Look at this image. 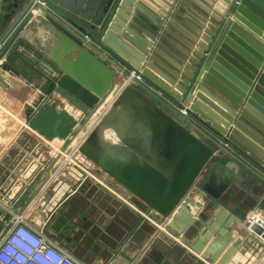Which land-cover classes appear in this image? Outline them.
Instances as JSON below:
<instances>
[{
    "label": "crops",
    "instance_id": "0c3cea01",
    "mask_svg": "<svg viewBox=\"0 0 264 264\" xmlns=\"http://www.w3.org/2000/svg\"><path fill=\"white\" fill-rule=\"evenodd\" d=\"M98 1L102 3L99 10L103 14L106 0ZM4 2L0 0V14L5 13L7 3ZM91 3V0H44L45 7L68 24L72 22L61 13L63 8L74 15L81 12L92 15L95 8ZM119 3L123 7L120 11L127 14L126 0ZM160 7L159 16L164 17L162 13L169 5L164 3ZM16 39L0 60V210L4 212L0 215V233L20 216L80 264H195L196 258L202 264H264L262 245L244 229L245 218L250 213L264 218V181L261 179H264V124L245 109V103L236 104L234 100L238 98L225 89L227 95L221 96L222 99L216 92L210 98H202L201 94L194 97L192 112L208 119L234 145L226 147V137L222 139L210 132L214 128L197 127L237 159L225 155L220 148L215 152L187 196L194 205L190 204L186 212L196 222L186 233L177 236L157 224L150 216L152 210L148 212L135 194L79 152L86 141L92 143L99 139L98 147H94L97 154L102 155L105 149L115 153L128 150L134 157L144 154L153 165L154 144L137 145L142 138L132 129L139 118H132L120 105L109 123L96 132L100 120L116 105V87L113 86L96 113L72 137L84 123L87 112L63 92L50 88V69L45 61L78 66L80 48L76 49L75 42L40 11ZM145 70L151 72L149 78L143 75L146 86H153L150 88L163 100L169 95L166 88L174 95L162 83L163 68L149 61ZM151 70L156 73L154 77ZM131 82H124L125 86L119 83L117 87L121 85L124 90ZM135 85L134 82L129 87L138 91ZM142 92L143 98L172 114L153 96ZM252 98L256 102L252 106L264 115V89L259 87ZM201 100L206 102V107L200 109L197 105ZM122 126L126 138L119 134L118 127ZM203 139L213 145L207 138ZM235 146L239 150L233 149ZM219 164L230 180L217 200L201 188ZM96 170L101 173L97 175ZM183 206L182 203L180 207ZM219 208L213 226L206 229L199 242L201 254L215 253L213 261L209 254L204 258L194 252L189 243Z\"/></svg>",
    "mask_w": 264,
    "mask_h": 264
},
{
    "label": "water",
    "instance_id": "95a60500",
    "mask_svg": "<svg viewBox=\"0 0 264 264\" xmlns=\"http://www.w3.org/2000/svg\"><path fill=\"white\" fill-rule=\"evenodd\" d=\"M116 1L106 0V5L103 9L104 16L99 22L100 30L104 29L107 25ZM246 1L242 0V3L245 4ZM254 2L264 9V0H254ZM4 3L7 4L4 10L5 13L0 14V47L2 45H5V47L0 51V60L17 40L16 38L29 23L30 19L38 11L42 12L51 22L57 24L75 42L73 46L76 49L80 48L78 66L68 65L66 63L62 65L56 61L55 64L45 61V64L50 69V73L48 74L51 79L50 88L63 92L68 99L76 104L82 105L83 110L87 112V116L83 121L84 123L72 134V137H75L92 115L96 113L99 106H101L100 104L114 88V72L119 71L127 76H129V73L101 49L97 48L87 37L80 34L73 25L61 21L45 7L44 0H11V3L10 0H5ZM21 5H24V7L19 10ZM252 10L254 9L252 8ZM238 12H243L241 7L238 8ZM13 14H16V16L12 19ZM261 17L264 19V13H262ZM259 26L260 28H264V25ZM3 28L4 30L1 32ZM229 29L226 34L230 37L233 34L232 30L238 29L252 38L238 23H231ZM258 35L260 36L259 33ZM229 36L224 38L225 42L217 49L213 61H210L208 72L216 80H219L221 84L229 88L240 100L246 99L245 109L264 124V115L252 106V104L256 103L252 97L256 96L258 87L260 86L264 89V71L263 73L259 72L258 69L262 67L259 62L256 64L257 67L248 73L247 66L239 64L241 61L239 57H225L228 58L230 63L239 64L238 66L242 71H246L249 74L248 79L244 78L227 61L225 62L222 56L228 55L226 52L227 46L231 43ZM218 65L223 68H220ZM2 67L6 69V66L2 65ZM224 67L229 72H235V75L242 79L245 85L241 86L235 79L226 77L225 72L227 70ZM133 80L137 87H140L149 95L153 96L157 102L162 104L172 114L169 115L168 112L161 110L143 98L134 87H128L122 90L119 96H117L116 105L100 120V126L96 132L98 134L100 129L109 123L111 117H113V113L116 112L117 105H120L122 111L126 110L132 118H139L136 124H134L133 129L131 128L132 131H136L142 138L140 144L137 143V145L147 146L150 143L154 144L156 150L152 153L154 155L153 165H150V160H147L148 158L144 154H140V157H134L128 150H118L115 153L111 150L106 151L105 149L102 155L97 154L94 147H98L99 139L98 142L92 141V143L91 140L86 141L79 148V152L95 162L100 170L102 169V171L107 172L117 182L121 183L125 188H128L135 194V197H138L146 205L148 212L152 210L150 216L154 221L162 227L168 228L169 231L178 236L186 233L187 229L196 222L191 213L186 212L190 209V204L192 203L190 197L187 196L191 189L199 182L201 175L205 172L215 152L220 148L225 155L232 159L237 158L232 152L228 151L215 139L200 130L180 112L179 109H184V104L175 101L168 95L176 103V107H174L171 103L160 98L151 88L142 82L134 78ZM254 80L257 81L258 85L255 87V90L251 91L250 97H247ZM137 124H140L141 127L138 128ZM118 129L120 136L122 135L126 138V130H123V126L118 127ZM202 136L211 141L213 145L210 146L207 144ZM222 167L223 165L219 164L218 168L204 181L201 188L202 191H205L213 199L217 200L220 197V193L228 186L227 184L230 180L227 171L222 169ZM230 168L234 169L233 167ZM100 170L95 171L97 175L101 173ZM261 179L264 181L263 178ZM184 200L186 202H183ZM182 203L184 204L183 208L180 207ZM177 207L178 209L175 212ZM219 213L220 208L205 221L202 232L197 233L194 236L195 238L190 240L189 244L197 254H201L199 242L201 241L202 235L209 226H213ZM1 214H4L2 209L0 210ZM11 226L12 222L1 231L0 243ZM244 229L248 235L256 237L264 249L263 242L256 235L250 233L245 225ZM208 254L211 260H216L215 253H212V251H206L201 255L205 258ZM195 262V264L203 263L200 258H196Z\"/></svg>",
    "mask_w": 264,
    "mask_h": 264
},
{
    "label": "rangeland",
    "instance_id": "374dc122",
    "mask_svg": "<svg viewBox=\"0 0 264 264\" xmlns=\"http://www.w3.org/2000/svg\"><path fill=\"white\" fill-rule=\"evenodd\" d=\"M91 1V5L94 4L95 8L92 15L86 12L74 15L66 7L61 13L67 21L74 24V28L80 34L87 37L97 48L126 70L131 77L133 74V78L143 84L145 82L143 75L148 78L151 76V72L145 70L146 63L150 61L163 68L161 72L163 76H160L162 83L175 93L171 94L167 88L165 92L172 95L175 101L185 105L184 109H179L180 112L191 122L196 123V126L201 127L202 125L203 128L210 130L214 128L208 119L192 112L191 105L194 104L192 102L194 97L198 98L201 94L202 98L207 96L210 98V94L216 92L218 98L222 99L221 96L226 97L227 95L223 89L231 92L208 72L210 61H213L217 49L225 42L224 38L229 36L226 33L230 30L231 23H238L252 38L238 29L232 30L233 34L229 36L231 43L228 44L226 51L228 55L222 56L223 60L235 67L244 78L249 79L248 73L253 71L259 62L262 66L258 69L259 72L264 71V28L259 26L264 25V19L261 17L264 9L254 0H247L245 4L242 0H126L129 5L128 11L126 10L127 14L120 11L122 5L120 7L119 2L122 0H117L109 21L102 30L99 29L100 19L104 16V11L102 14L99 10L102 3L98 0ZM164 3L168 4L169 8L162 13L164 17H160L158 10ZM239 7L243 12H238ZM141 56L146 62L141 59ZM225 57H239L241 59L239 64L246 65L248 73L242 71L239 64H232ZM155 59L159 63L154 61ZM224 68L227 70L226 67ZM151 71L154 77L156 73L154 70ZM235 74L229 70L225 72L226 77L235 79L237 83L240 80L239 84L245 85L244 81ZM114 75V81H117L115 87L119 83L125 86L124 82H129V76L121 72L115 71ZM252 83L247 97H250L251 91L255 90L258 85L256 80ZM133 85L134 80L126 86ZM150 87L153 86L150 85ZM138 89L142 94L143 90L140 87ZM115 94L119 96L120 92ZM164 100L176 107V103L168 96H165ZM234 101L241 106L247 102L246 99L240 100L239 98ZM197 106L200 109L205 108L206 102L201 100ZM210 132L222 139L226 137L228 143L223 142L226 147L234 145L229 137L224 136L219 130L214 128ZM233 149L239 150L237 146Z\"/></svg>",
    "mask_w": 264,
    "mask_h": 264
},
{
    "label": "built area",
    "instance_id": "2783aa9c",
    "mask_svg": "<svg viewBox=\"0 0 264 264\" xmlns=\"http://www.w3.org/2000/svg\"><path fill=\"white\" fill-rule=\"evenodd\" d=\"M11 223V222H10ZM246 229L264 244V218L250 213ZM0 264H80L18 216L0 243Z\"/></svg>",
    "mask_w": 264,
    "mask_h": 264
},
{
    "label": "bare ground",
    "instance_id": "6f19581e",
    "mask_svg": "<svg viewBox=\"0 0 264 264\" xmlns=\"http://www.w3.org/2000/svg\"><path fill=\"white\" fill-rule=\"evenodd\" d=\"M117 72H119V71H117ZM128 78H129V80H131V81L133 82V74H132V77L129 75ZM130 78H131V79H130ZM115 83H116V82H115ZM115 83H114V87H115ZM113 89H114V88H113ZM113 89L111 90V92L113 91ZM116 89H117V90H116ZM116 89H115L116 91H114L115 93H116L119 89H121V85H120V87H116ZM111 92H110V94H111ZM110 94H109V95H110ZM109 95H108V96H109ZM108 96H107V97H108ZM101 104H102V103H101ZM101 104H100V105H101ZM99 107H100V106H99ZM98 109H99V108H98ZM157 224H158V223H157ZM2 231H3V230H2Z\"/></svg>",
    "mask_w": 264,
    "mask_h": 264
}]
</instances>
